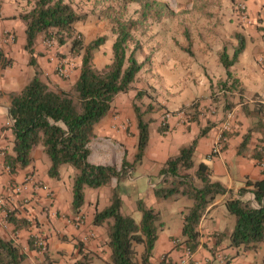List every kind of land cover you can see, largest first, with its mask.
Masks as SVG:
<instances>
[{
  "label": "crops",
  "instance_id": "0c3cea01",
  "mask_svg": "<svg viewBox=\"0 0 264 264\" xmlns=\"http://www.w3.org/2000/svg\"><path fill=\"white\" fill-rule=\"evenodd\" d=\"M235 1L191 0L188 6L184 5L190 11V16L185 15L186 18L200 25L196 28L189 24L191 52L181 47L186 42L177 22L173 26H168L164 20L155 32L158 46L147 63H150L156 76L164 83L163 93H158L157 96V102L162 104V110L159 112L170 111L172 115L168 120V126L162 131L160 114L153 112L152 117L150 116L149 141L144 155L128 171L122 183L124 192L127 190L134 192L138 189V182L144 181L139 199L160 212L161 228L152 250V264H164L161 262L163 257L172 263H179L183 255L182 248L174 246L172 242L174 238L181 239V228L177 234H166L161 209L171 200L184 197L158 199L154 194V187L161 181L160 169L166 160L176 155L182 147L190 144L200 135L202 129L206 132L197 139L193 159L196 155L198 160L195 162L194 159V164L197 165L199 162L207 164L211 171V179L219 181L226 189L231 190L233 196H236V191L245 185L247 179L256 180L264 175V166H260V162L264 163V127L253 129L257 115H248L246 112L258 102L264 107L263 27L259 31L255 29L256 27L248 31L243 29L245 47L231 66L242 92L238 95L234 93L233 95L238 97L233 96L229 102L230 106L222 108L218 106L219 103L215 98L217 94L219 96L222 94L218 90L215 92L214 85L226 79L219 54L224 47L229 55L232 54L237 45L235 33L240 29L238 23L246 22L240 21L233 12L232 5ZM244 2L248 15H257V10L258 16L262 18L258 25L264 26V0H244ZM170 7L176 12L182 7V0H174V4ZM29 8L28 0H0V46L11 60V65L0 69V198L4 199V205L14 211L17 218L25 217L32 226L16 227L12 231L14 227L12 224L5 229L0 221V236L16 241L26 252L27 264L48 262L73 264L83 255L87 256V264H108L111 251L107 245L106 227L94 225L92 221L95 212L109 204L111 190L117 185L116 179L98 188H85V203L78 212L83 217V224L76 227L68 220L77 214L71 208V183L74 174L71 165L63 164L58 178L49 177L47 170L50 162L41 146L33 150V160L24 168H17L11 172L4 164V151L12 154L13 139L12 123L8 115V93L19 91L35 72V67L29 64L30 54L25 49V24L21 18L24 9L28 11ZM190 21L188 20L189 23ZM8 32L14 36L13 40L7 39ZM40 38L34 44V57L36 67L41 70L43 77L52 73L53 66L48 62V53L42 46ZM192 81L200 82L193 86ZM55 82L60 86L66 85L65 81ZM149 84L157 90L155 84ZM196 99L205 107L200 109L202 114H196L188 119V114L185 115L190 110L188 106ZM130 103L129 99L124 102L117 99V106L115 105V111L128 117L130 128L128 132L125 131L124 125H121L122 121L112 120L113 108L95 126V136L88 144L90 163L114 165L119 169L124 156L130 162L134 160L138 129L134 113L129 109ZM183 106H187L188 110L182 113L180 109ZM223 109L235 111L236 123L227 135L228 140L223 151L211 156L210 151L216 132L226 112ZM123 119L124 117H121V120ZM246 135V143L241 146ZM257 156L260 159H257ZM28 174L34 175L41 185L37 188L29 187L19 194L13 193L10 184L23 183ZM230 193L226 192L218 196L207 208L199 225V244L193 250V258L186 264H219L225 260H230V264L262 263L263 253L259 256L257 254L259 245L255 250L245 252L226 248L228 235L235 224L234 216L227 211L224 204ZM124 203L125 200L122 199L121 207ZM34 219L38 222L37 227L32 224ZM90 232L93 235L86 239L85 236ZM40 233L48 242L45 253L37 249L30 250L29 240L32 239L33 234Z\"/></svg>",
  "mask_w": 264,
  "mask_h": 264
},
{
  "label": "trees",
  "instance_id": "16d2710c",
  "mask_svg": "<svg viewBox=\"0 0 264 264\" xmlns=\"http://www.w3.org/2000/svg\"><path fill=\"white\" fill-rule=\"evenodd\" d=\"M116 1L117 4L108 6L103 11L98 9V16H104L110 23L109 33L98 34L86 40V36L78 31L76 26L77 23L85 21L89 13L79 10L73 0H30L31 7L21 15V18L25 24V49L30 54L29 64L35 67V72L19 91L8 94V115L13 122L11 126L13 139L12 154L4 151V164L11 172L17 168H24L32 162L33 150L41 146L50 162L47 170L49 177L58 178L60 167L63 164L71 165L74 169L71 208L77 214L85 203L86 187L98 188L116 179L117 185L111 190L109 204L96 211L92 221L94 225L106 227L107 245L111 251L108 264H152V250L161 228L160 212L139 199L137 209L141 213V219L136 221L121 212L120 193L128 171L144 155L149 141L148 128L151 122L150 117L145 118L144 112H148L153 104L149 103L144 110L141 109L136 102V99L143 96L140 89L135 92L134 100L131 101L138 129L133 161H128L124 156L119 169L114 165L90 163L88 144L95 136V126L109 114L119 94L133 89L138 74L147 62L146 58L139 61L137 57V53L141 50V45L135 38L139 27L146 29L153 23L175 18L182 27L186 42L181 47L191 52L192 41L188 36L189 26L182 20L185 18L181 17L183 14L175 13L166 2ZM131 6H134V10L131 15H127ZM96 9L94 5L93 12ZM39 37L41 40L51 38L57 45L56 48L65 46L72 57L78 58V73L73 81H65L66 85L60 86L55 82L61 81L59 79L46 81L42 78V72L36 67L34 57V44ZM110 37L113 39L110 46L111 62L99 68L94 63L96 52ZM235 38L237 45L232 54L229 55L225 47L219 54L226 79L219 81L217 87L224 98L235 91L242 92L231 66L245 47V37L238 31L235 33ZM9 65L11 60L0 46V69ZM46 76L48 75L45 74ZM215 98L219 100L221 97L217 94ZM199 106H193L194 114ZM187 108L183 106L180 111L188 110ZM246 112L248 115H257L253 129L264 127V107L261 103L258 102ZM164 128L160 126L161 131ZM205 132L206 130L202 129L200 135L190 144L182 147L176 155L166 160L160 169L161 181L154 187V194L158 199L184 197L191 201L182 215V240L180 239V245L177 246L181 247L183 244L192 251L199 244V225L207 208L218 196L231 192L219 181L211 179V171L207 164L204 162L194 164L193 153L197 139ZM246 140L247 135L241 146ZM256 158L260 159L259 156ZM246 194H252L253 200L245 198ZM224 204L227 211L235 218L226 248H234L237 252L255 250L264 240V175L256 180L247 179L245 185L236 191V196L230 193ZM7 220L14 226L12 231L16 227L32 226L25 217L17 218L14 211L8 213ZM32 224L38 226L36 219ZM138 244L143 245L142 252L136 249ZM29 245L30 250H36L33 239L29 240ZM213 250L217 251V249ZM26 256V252L14 239L0 236V264H27ZM167 261L165 257L161 260L164 264ZM87 263V256L83 255L73 264ZM262 263L264 264V255ZM219 264H230V260Z\"/></svg>",
  "mask_w": 264,
  "mask_h": 264
},
{
  "label": "rangeland",
  "instance_id": "374dc122",
  "mask_svg": "<svg viewBox=\"0 0 264 264\" xmlns=\"http://www.w3.org/2000/svg\"><path fill=\"white\" fill-rule=\"evenodd\" d=\"M28 1L30 3V0H28ZM189 1H191V0H182V7L179 10H177L175 13H180V15L183 14V15H181V17L185 18V20L184 19H182V20L184 21V23L186 25L189 26V24H192L193 27L199 28L200 25L198 26L197 22L195 23L193 20L190 21V19L186 18V16H185V15H188V17L190 16V11L188 10V8H186L189 4ZM73 2H74V5L79 10L86 11L87 13H89L88 18L83 22L77 23V26H76L78 31H81L84 35H86V37H85L86 40H90V39L94 38L95 36H97L98 34L102 35L104 33H109L110 23L107 20V18H104V16H102V15L98 16V13H99L98 9L103 11V10H105L106 7L113 6V5L117 4L118 1H116V0H73ZM163 2H165V1H163ZM166 3L170 7L171 4H174V0H169ZM94 5H96V7H97L95 12H93ZM184 5H187V6L184 7ZM30 7H31V3H30ZM24 10L26 12V9H24ZM133 10H134V6L129 7V9L127 11V15H131ZM89 11H92V13H90ZM263 13H264V11H263ZM256 14L257 15L249 16L248 20L246 22H239L238 23V26L240 27L239 31L241 33L244 32L243 29L244 30L247 29V31H248V29H254L256 27L255 29L259 31L260 28L264 27V26L258 25L262 18H260L258 16L257 10H256ZM188 20L190 21V23L188 22ZM256 21H257V23H256ZM165 22L168 26H173L177 22V20L175 18H169V19H166ZM160 23L161 22H158L155 24L153 23V24H151L150 28H146V29L141 28L142 27L141 26L136 31V37H135L136 42H139L141 45V50L137 53V57H138L139 61H143V60H145V58L148 61L149 57H152L154 51L156 50V47L158 46V44L156 43V40H157L156 36L157 35L155 34V32L159 29L158 25ZM242 23H244V24H242ZM246 23H248V24L245 25ZM177 26H178L179 30H182V27H180L179 22H177ZM40 40H41V38H40ZM112 40H113L112 37H110V39L103 46H101L99 48V50L96 52V55L94 58V63L97 67L101 68L105 64H109L111 62V48H110V46H111ZM226 41H228V40H226ZM41 42H42V40H41ZM42 46L44 47V49L48 53V58H47L48 62H50L53 66L52 71H51L52 73L48 74L49 77L43 76L42 78L46 81L47 80L49 81V79H50V81H52V79H54L56 77L61 81H73L77 77V73H78V65H79L78 58L72 57L70 55V53L68 52V48L65 46H60V49L55 48L54 50H49V49L45 48L43 43H42ZM51 54L54 55L53 60H51L49 58L51 56ZM56 64H60L62 67H64L66 69V73H67L66 76H60V75L57 76V74L54 70V67ZM149 64L150 63H147V62L144 63V66H143L142 70L140 71V73L138 74V78H137L136 82L134 83L133 89L130 90L129 92L119 94L116 98L115 105L117 103V99H119L120 102H124L125 100H128V99L130 101L134 100L135 92L138 89H140V91L143 92V96L140 99H136V102H137V104L140 105L141 109L144 110V108L149 103L153 104V106H151V108L149 109L148 112H146V113L144 112L145 118L149 119L150 116L152 117L153 112L159 113L160 118H161V116L163 115V112H159V111L162 110V104L157 102V96H158V93H160V94L163 93L162 90L164 88V83H163V81L160 80V78L158 76H156V72L152 69V67ZM220 68L223 70V68L221 66H220ZM51 76H53V77H51ZM192 82L194 84L193 86H195L200 81H192ZM149 83L155 84L157 87V90H156V88H153L151 86V84H149ZM214 86H215L214 89L216 92L218 90V87H217V85H214ZM234 93H236L238 95V92H236V91L233 92L232 94H229L226 98L218 95L219 97H221L219 100H217L219 103L218 106L221 108L229 106V102L232 100V97L237 96V95H233ZM194 105L198 106V105H200V102L196 99V100L192 101L190 106H188L190 108V110L187 112L188 119H189V117L191 119L192 116H194L196 114H199V113L202 114L200 109L205 107L203 105H200L198 111L194 114L193 113L194 112V108H193ZM115 108L116 107L113 106L112 113H111L112 120L122 121L123 124L121 123V125H124L125 131L128 132L130 130V128L128 127V123H129L128 117L125 114L122 115L121 113L115 111ZM129 109L132 110V112L134 113V111L131 107V103H130ZM223 110H226V112L223 114L224 115L223 117H225L226 116L225 114H227L230 111L234 113V120H233V125H234V123H236L235 122L236 121L235 111L233 109H223ZM121 117H124V119L121 120ZM10 123H12V121H10ZM194 159H195V162H197L198 158L196 157V155H194ZM143 184H144V181H139L138 187H137L138 189H136V191L132 192L130 190H127L126 192H124V190H122V192L120 193V198H121V195L123 194L121 201H122V199L125 200L124 205H122V207H121V212L125 215H129V216L133 217L136 221H139L141 219V213L137 209V201L139 200V195H141L140 192L142 190ZM125 194H127L126 197H125ZM244 197L245 198L248 197L249 199H252L251 194H246ZM190 204H191L190 200H187L185 198H180L178 200H171V202L169 204H166L162 207V209H161L162 221L164 223V230H165L166 234L167 233H170V234L179 233V230L181 228L183 212H184L186 206H189ZM136 249L138 251L142 252L143 251V245L138 244L136 246ZM262 253L264 254V240L259 243V248H258L257 254L259 256ZM263 254H262V256H263Z\"/></svg>",
  "mask_w": 264,
  "mask_h": 264
},
{
  "label": "built area",
  "instance_id": "2783aa9c",
  "mask_svg": "<svg viewBox=\"0 0 264 264\" xmlns=\"http://www.w3.org/2000/svg\"><path fill=\"white\" fill-rule=\"evenodd\" d=\"M233 12L237 15V17L240 19V21H247L248 20V11H247V6L244 2V0H236L233 4V8H232ZM7 39H11L13 40V35L11 33H7ZM43 45L45 46V48L49 49V50H54L57 45L55 44V42L51 39V38H45L42 40ZM51 60L54 59V55L51 54V56L49 57ZM55 72L60 75V76H66V69L64 67H62L60 64H56L54 67ZM182 112V111H180ZM183 113V112H182ZM172 112L170 111H165L163 112V115L161 116V125L163 127H167L168 126V120L171 117ZM233 120H234V113L233 112H228L226 114V116L224 117V119L221 121L220 125H219V129L216 132V136H215V140L214 143L212 145L210 154L211 156H216L218 154H220L223 149L226 146L227 140H228V136L227 133H230L232 130V126H233ZM13 123V122H12ZM260 166H264V163L260 162ZM8 170V166L6 167ZM41 184L40 181H38L33 175H27L25 177V180L23 183H20L18 185L16 184H10V189L13 193L19 194L25 190H27L29 187H34L37 188L39 187ZM48 193L51 195V192L48 191ZM0 214H1V226L4 227L5 229H7L8 225L10 224L7 220L8 217V213L11 211V209L7 208L4 205V199L1 197L0 198ZM70 223H72L74 226L79 227L80 225L83 224V217L81 214H76L74 217H72L71 219H68ZM93 235L92 232H90L88 235L85 236V238H89ZM32 239H33V243L36 246V249L41 252L44 253L47 248H48V242L46 237L43 234H33L32 235ZM174 246L180 245V238H174L172 240ZM182 251H183V255L181 257V260L179 261V263H172L170 261H167L166 264H186L188 261H190L193 258V251L187 247L186 245L181 246Z\"/></svg>",
  "mask_w": 264,
  "mask_h": 264
}]
</instances>
